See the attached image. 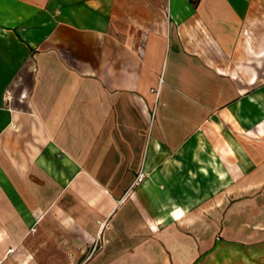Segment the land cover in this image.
I'll use <instances>...</instances> for the list:
<instances>
[{
    "label": "crops",
    "instance_id": "0c3cea01",
    "mask_svg": "<svg viewBox=\"0 0 264 264\" xmlns=\"http://www.w3.org/2000/svg\"><path fill=\"white\" fill-rule=\"evenodd\" d=\"M239 101L255 127L264 0H0V264H77L85 252V264H206L223 219L264 264V240L247 239L264 238V135L212 128L222 112L237 121ZM195 140L203 159L182 217L155 208L147 187L132 215L107 194L126 156L133 173L165 172L153 158ZM95 173L109 192L79 197Z\"/></svg>",
    "mask_w": 264,
    "mask_h": 264
},
{
    "label": "rangeland",
    "instance_id": "374dc122",
    "mask_svg": "<svg viewBox=\"0 0 264 264\" xmlns=\"http://www.w3.org/2000/svg\"><path fill=\"white\" fill-rule=\"evenodd\" d=\"M244 97L243 95L239 96V99H242ZM246 107V104L244 101H239L237 104L239 116L237 121L232 120V125H230L228 122H230V117L233 118V115L230 113H224L222 112L221 114V120L219 117L216 116L214 121H217L219 124L213 125V131L215 130L216 132L220 133L221 135H225L226 132L229 133L230 131V126L232 128H236V130L239 133H248L252 134L253 136L256 137V133H261L264 135V121L263 119H259V122H255V127H249V129H246L242 124H241V117L240 113L243 111V109ZM153 112L152 111V117H153ZM261 110L259 111V113ZM254 113V112H253ZM254 117H256V114H252ZM263 121V122H262ZM227 122V123H226ZM254 133V134H253ZM251 140V139H250ZM255 140V139H254ZM252 141V140H251ZM259 140H255L254 143H259ZM225 142H223L224 145ZM144 145V142L142 143ZM198 142L195 140L193 143L189 144L184 141L182 148H185L184 150H181L176 153V156H169V157H160V158H153L152 164L155 166H166L168 169L165 172H155V173H150V172H144L142 170L138 172H131L129 171V165L130 163L135 159L131 158V156H126L123 160V163L126 166V169L128 168V171L124 172H117V171H112L109 172L108 176L110 177V181H115L114 186H117V181L120 185V187H112L110 188V192L106 190L108 195L113 196L116 200L122 201L123 210L122 212L126 214H134L135 210L131 207L130 205V200L133 196V191L136 190L139 192L140 190L143 189V187H147L146 191L151 194V191L154 193L153 195V202L159 204V205H154L156 207H161L164 211L166 210L168 214L171 216L174 214L175 217H177L178 214H181L182 217V209L186 207L187 205L184 200V198L181 196L182 190L187 189V185L184 187V184H187L189 180H198V175H197V169L200 165V161L203 159L199 156L198 154ZM84 159V158H81ZM99 160L101 158H98ZM117 157H110L107 158L108 161H110V164L114 163L117 160ZM145 156L141 157L142 162H144ZM114 160V161H113ZM90 162L92 163L95 168L99 167L98 160L97 158H91ZM115 169L117 166L114 167ZM107 175V174H106ZM94 177H96V183L93 186V188H84L79 189V197H93L96 199H100L103 194L101 192H104L102 180L100 177V174H93ZM87 179L86 177L79 178L80 180H85ZM88 180V179H87ZM82 186V185H81ZM177 189H176V188ZM171 189V191L174 194L170 195H165L166 190ZM173 189V190H172ZM163 194V197L159 196V193ZM168 192V191H167ZM82 199V198H81ZM91 199V198H90ZM153 206V207H154ZM63 208H66V206H62ZM74 207V206H73ZM76 209L79 211L81 208H83L82 204H79L75 206ZM116 207V205L114 206ZM147 208H150V206H146ZM227 204L223 206V217L224 213L227 210ZM196 209H200L199 207H196ZM226 209V210H225ZM229 209V208H228ZM112 211V210H111ZM97 212V211H96ZM80 213V212H79ZM89 213V212H88ZM173 216V215H172ZM129 220V221H128ZM132 219L127 217L126 220V227H130L132 225ZM162 223V222H161ZM225 220L223 219L221 222V229L217 231V233L210 238V246L209 243H206L207 246L211 248L210 252L204 253V257L202 258L203 261L206 264H261V258L257 253H254L252 256H249V253H246L245 250L240 249L238 245H246L247 242L245 240H234L229 236L227 233L229 230L225 229ZM57 224H61V222H57ZM125 224V222H124ZM179 227L181 228L182 225H180L178 221ZM107 229L112 228V223L107 225ZM155 229H159L156 227ZM227 231V232H226ZM246 239V238H244ZM250 243L252 244H261L264 238L259 237L256 238V236H251L247 238ZM248 242V243H249ZM213 244H215V247L213 248ZM212 246V247H211ZM102 244L101 241H97L95 243L93 252H96L97 250H101ZM97 248V250H96ZM209 249V248H208ZM207 249V250H208ZM92 250V249H91ZM90 250V251H91ZM132 250V249H131ZM91 252V253H93ZM50 255V254H49ZM90 255V252H85L83 253V257L80 258V260L77 262V264H85L86 259Z\"/></svg>",
    "mask_w": 264,
    "mask_h": 264
},
{
    "label": "trees",
    "instance_id": "16d2710c",
    "mask_svg": "<svg viewBox=\"0 0 264 264\" xmlns=\"http://www.w3.org/2000/svg\"><path fill=\"white\" fill-rule=\"evenodd\" d=\"M200 1L201 0H189V2L195 7H197L199 5Z\"/></svg>",
    "mask_w": 264,
    "mask_h": 264
}]
</instances>
